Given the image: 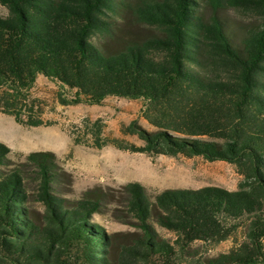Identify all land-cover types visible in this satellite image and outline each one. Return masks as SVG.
I'll use <instances>...</instances> for the list:
<instances>
[{
  "label": "trees",
  "instance_id": "obj_1",
  "mask_svg": "<svg viewBox=\"0 0 264 264\" xmlns=\"http://www.w3.org/2000/svg\"><path fill=\"white\" fill-rule=\"evenodd\" d=\"M0 111L22 119L36 77L73 91L61 104H100L107 96L141 99V117L121 126L142 145L120 149L200 155L235 165L234 190L208 185L149 196L139 182L95 186L70 199L58 191L69 174L51 151L9 158L0 141V264H177L195 240L218 242L243 223L244 238L205 264L264 263V0H0ZM232 9L253 17L234 23ZM116 17L121 26H113ZM157 33L138 36L126 21ZM123 204L135 229L115 240L93 214ZM243 221V222H241ZM172 231L173 243L154 224Z\"/></svg>",
  "mask_w": 264,
  "mask_h": 264
},
{
  "label": "rangeland",
  "instance_id": "obj_2",
  "mask_svg": "<svg viewBox=\"0 0 264 264\" xmlns=\"http://www.w3.org/2000/svg\"><path fill=\"white\" fill-rule=\"evenodd\" d=\"M8 14L0 4V16ZM224 18L234 23L250 22L254 18L227 9ZM123 18L116 17L113 26H121ZM127 30L138 36L157 33L151 26L126 21ZM28 105L20 111L22 119L41 120L39 125L20 124L12 115L0 111V141L10 148L9 158L14 162L24 160L32 151H51L61 172L69 174L65 183L57 184L58 191L70 199H77L89 188L119 189L127 182L136 181L145 187L149 196L167 189H197L208 185L228 190L237 188L242 176L235 165L221 161H208L200 155L186 156L148 154L120 149L111 141L98 147L93 143V122L100 120V141L118 138L136 146L142 141L134 134H124L121 126L135 119L147 130H155L142 117L141 99L107 96L100 104H61L59 96L70 98L73 91L63 88L55 80L38 75L28 90ZM123 204L110 202L101 212L93 214L98 223L115 240L135 229L121 222ZM243 222V221H241ZM157 236L173 243L175 235L156 223ZM227 238L218 241L195 240L190 243L189 255L176 260L177 264H205V260L229 251L244 238L243 223ZM264 264V263H263Z\"/></svg>",
  "mask_w": 264,
  "mask_h": 264
},
{
  "label": "crops",
  "instance_id": "obj_3",
  "mask_svg": "<svg viewBox=\"0 0 264 264\" xmlns=\"http://www.w3.org/2000/svg\"><path fill=\"white\" fill-rule=\"evenodd\" d=\"M106 98V97H105Z\"/></svg>",
  "mask_w": 264,
  "mask_h": 264
}]
</instances>
